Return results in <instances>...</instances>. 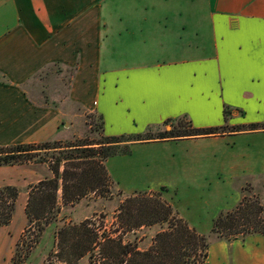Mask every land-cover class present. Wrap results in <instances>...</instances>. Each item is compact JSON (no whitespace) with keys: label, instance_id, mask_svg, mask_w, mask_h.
I'll return each instance as SVG.
<instances>
[{"label":"crops","instance_id":"0c3cea01","mask_svg":"<svg viewBox=\"0 0 264 264\" xmlns=\"http://www.w3.org/2000/svg\"><path fill=\"white\" fill-rule=\"evenodd\" d=\"M52 62L74 69L69 99L98 113L106 135L180 117L196 127L264 123V0H0V145L39 142V125H54L39 118L51 110L24 89ZM178 141L200 149L182 172L215 169L264 184V129L143 142L131 151ZM45 174L52 175L48 165ZM175 206L203 231L187 216L190 203ZM219 239L217 264H264L262 234Z\"/></svg>","mask_w":264,"mask_h":264},{"label":"rangeland","instance_id":"374dc122","mask_svg":"<svg viewBox=\"0 0 264 264\" xmlns=\"http://www.w3.org/2000/svg\"><path fill=\"white\" fill-rule=\"evenodd\" d=\"M74 75L73 68H68L60 62H52L41 68L25 83L24 89L28 97L39 104L41 109L51 110L48 114L40 110L39 118L55 122L54 125L46 123L39 125L36 141H98L105 134L102 118L98 113L87 112L81 105L69 99ZM235 126L237 125L226 123L224 130L232 131ZM165 128L169 130L171 125L160 127L161 130ZM2 138L3 133L0 132V139ZM197 145L187 141L159 143L135 149L128 155L110 158L106 164L110 177L106 187L97 194L90 193L75 204L64 206L61 190L59 191L58 219L49 225L45 221L42 222L45 230L37 241L34 239L38 231L36 224L26 231L28 220L23 205L25 206L28 200L29 186L42 177L51 176L45 174L47 165L25 163L0 167V187L10 184L16 186L20 192L11 223L0 230V264H15L13 257L17 243L23 236L20 248L22 251L29 248L30 254L21 264H65L55 255L58 228L67 223H79L90 218L93 222L92 227L99 229L100 232L106 231L118 236L122 230L117 218L118 208L127 197L136 193L164 200L173 207L180 218L183 217L175 205L181 201L190 203L191 207L188 211L190 215L187 216L193 225L203 229L198 232L204 234L211 245V259L208 257V264H217L220 248L214 243L220 241V237L212 232L213 219L220 211L226 210L237 191L241 196L236 206L245 196L257 197L264 204V184L259 182L261 178L259 176H251L252 182L244 183L248 176H236L225 172L219 174L220 172L215 169L206 176L196 175L193 169L188 171L187 166H185L187 170L182 172V164L189 163L188 157L194 156L192 154L200 150ZM238 182H243L240 190H238ZM104 189L105 193H101ZM166 228V223L143 226L123 234V239L144 250L153 244L155 235ZM98 250V248L95 250L96 255ZM96 255L91 259L88 254L77 264H90L91 261L92 264H98Z\"/></svg>","mask_w":264,"mask_h":264},{"label":"trees","instance_id":"16d2710c","mask_svg":"<svg viewBox=\"0 0 264 264\" xmlns=\"http://www.w3.org/2000/svg\"><path fill=\"white\" fill-rule=\"evenodd\" d=\"M224 115L227 121V109ZM168 124L171 129H160ZM225 128L226 124L196 127L189 119L180 117L150 126L141 133L104 134L98 141L45 140L0 145V166L44 163L52 173L29 186L25 206L26 231L36 224L38 231L34 239L37 241L45 230L42 222L49 225L58 219L59 191L64 206L73 205L90 193L97 194L106 187L110 177L106 166L110 158L130 154L137 143L215 136L226 132ZM260 129H264V123L237 125L232 131ZM102 191L105 193L106 190ZM19 193L13 185L0 187V229L11 223ZM117 218L122 229L118 236L92 227L90 218L62 225L56 232L55 255L65 264H77L88 254L93 259L98 248V264H208L210 243L207 237L178 217L164 200L136 193L122 202ZM157 223H166L167 228L155 235L153 244L147 249L141 250L123 239L127 232ZM212 232L227 240L251 233L264 236V204L257 197L245 196L234 209L221 212L213 220ZM23 237L17 243L13 257L15 264L23 263L30 254L29 248L25 251L20 248Z\"/></svg>","mask_w":264,"mask_h":264}]
</instances>
